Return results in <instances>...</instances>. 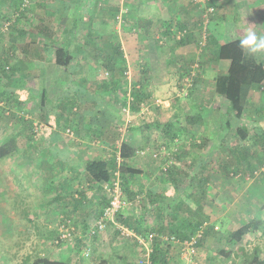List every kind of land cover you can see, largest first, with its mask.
<instances>
[{"label":"rangeland","instance_id":"obj_1","mask_svg":"<svg viewBox=\"0 0 264 264\" xmlns=\"http://www.w3.org/2000/svg\"><path fill=\"white\" fill-rule=\"evenodd\" d=\"M95 1L94 8L82 16L81 27L75 28L70 34L69 29L73 28L72 26L77 21L76 18H80L83 10H86L89 4L87 0H27V2L0 0V101H4L1 104L3 109L0 107V144L10 138L12 131L17 126H19L18 129L22 126L30 128L32 124L31 128L34 130V126H36L39 132L41 128L45 129L47 120L44 110L48 111L50 107L52 111L56 110L48 119L53 122L52 129L58 133L55 134L58 136V143L64 144L67 151L77 150L80 165H83L85 160L95 158L99 154L110 160L115 156L117 142L127 140L134 149V153L129 159L130 163L144 170L143 174L133 178L130 182L131 189L135 192L138 187H142L144 191L136 193L139 195V201L123 211L122 218L126 219L128 213L133 212V218L140 217L139 227L141 229H148L149 226L159 223L167 225L169 222L173 224L181 222L182 214L179 212H175V216L171 217V213L168 211H163L161 215H154L143 209L146 203H150L145 192L149 188L155 191L161 190L159 188H162L163 184L169 180L165 168L170 164H175L178 161L177 156L183 153V150L198 158L205 156L203 164H205L206 171L204 174H209L211 179L208 182L209 189L207 200L204 203V212L210 213L207 221L213 220L212 222L219 228V232L211 234L204 245L193 252L190 248H182L172 243L175 263L240 264L238 253L235 251L231 258L219 254L220 249H230L233 246H226L220 239L226 228L236 227L243 221L249 220L252 217L249 216L252 212H256V209L261 211V214L264 212V150L260 145L248 144L249 147L253 146L252 161L258 167L253 175L254 183H252V179H244L242 175L227 173L223 170V158L222 154L218 152V140L221 133L225 131L221 126L225 118L222 114L225 111L226 100L215 92V82L225 72L220 63L217 64L209 57L206 42L209 35L210 18H214L219 31L223 32L229 28L230 31L237 33L240 31L238 21L247 18L246 11L250 14L253 12L264 14V0H205L204 2L155 0L151 9L146 7L150 0ZM14 4L20 6L18 11L13 10ZM250 5L254 9H251ZM178 6L185 7V10H177ZM247 6L249 7L247 8ZM116 7L119 9L118 13L112 17L108 13L109 9ZM78 8H83V10ZM145 14L156 15L157 18L152 17L148 20ZM141 15L144 17L143 20ZM13 20L15 21L13 22ZM161 20L171 23L170 27L166 29L165 22L162 23ZM143 21L148 23H143ZM6 22L12 23L8 29L4 27ZM40 22L50 25L52 30L58 31L60 39L73 35L84 38L87 36L89 26L94 29L109 28L110 40H119L121 43L125 58V70L122 73H111L100 60L94 57V47L84 49L87 53L85 58L75 52L73 46L70 47L69 50L72 51L74 59L71 60L73 64L70 62L71 65L67 67L56 63L52 50L45 53L46 64L42 63V60L39 59L41 52L38 48L39 44L43 42V38L33 26L34 23ZM182 23H187V26L180 28ZM260 29L259 33H256L259 36H264V19ZM183 30L185 33L180 37L189 34V43L179 46L177 40L180 37H177V34ZM90 40L98 48H105L103 42L105 38L99 34H95ZM29 52H32V59L42 63L45 70L44 77L49 80L46 86L48 88L47 96L49 95L50 99L46 103L41 102V74L38 75V68L26 69ZM97 53L99 52L97 51ZM251 55L264 64V52ZM7 56L9 57L6 58ZM74 69L73 78L75 81L81 86L83 85L82 87L86 90L94 88L97 94H89L91 96L88 99L80 95L77 96V94H75L76 96L70 95L69 102H72L73 107L71 111L68 110L69 102L66 99H63L60 104H63L64 108L55 107L61 89L60 81H65L68 72ZM27 75L33 76L29 82L26 80ZM112 78L117 81L114 88L110 83ZM142 83V88L147 96L140 104L139 110L132 111L129 109L128 102L131 99L130 91L132 87L141 86ZM25 84L28 87L22 90V95L24 94L27 98L32 97V99L25 101L28 104H23L19 108L20 104L14 105L16 101L14 97L17 95L14 90ZM103 84L106 86L108 84V88L105 89V86L101 90ZM80 97H82V101H80ZM250 97L251 101L255 103V107L264 106V85L255 89ZM100 100L103 107L98 111V106L94 102L97 103ZM195 103L202 104L204 115L201 122L195 115L196 123H188V125L190 124L189 128L193 127L192 132L195 133L185 136L184 140H179L176 143H172L162 136L163 125L171 118H174L172 121L174 129L179 124L187 123L185 116L180 115L189 111ZM6 106L7 108H5ZM252 110L255 112L254 109ZM176 115L178 116L176 117ZM123 116H125V120L122 119ZM20 118L23 120L21 121ZM32 121L34 122L32 123ZM256 121L251 124H257L264 131V116ZM196 124L200 125V128H195ZM99 125L102 126V130L97 129ZM68 128L73 132V135L66 133ZM43 135L42 137H44ZM38 138L39 135L32 139L28 136L16 137L15 141L24 146ZM203 138H207L206 143L199 147ZM192 144L195 145L192 147ZM16 155L12 154L5 159H0V264H33L37 256H58L60 254L70 255L72 259L77 258V261H82L80 264L89 262L98 264L102 257L108 255L113 263L116 261L114 254L122 250L131 258L130 262L138 264L143 257L142 246L132 241L130 237L122 236L119 231L116 233L115 225H109L100 235V237L113 235L114 245L111 244L112 240L107 239L111 246L103 249L99 244L100 237L84 239L90 249V254L86 257L84 256L85 243H79L77 239L64 241L60 245L55 244L57 227L65 222L73 224L74 216L68 210L70 208L69 200L64 204L57 205L52 210L51 216L47 217L46 222H44V217L38 218V225L45 226L46 230H40V232H45L40 235L34 233L33 228L29 226L32 223L28 222V219L32 221L33 219L27 217L29 212H25V210L31 208V200L35 199L32 187L35 183L41 184L44 175L42 179L37 178L38 171L33 173L34 168L33 170L29 169L27 164L21 166L20 161L28 162L30 156L34 157V153L28 152L23 155L20 153L18 154L19 157L22 156L20 159H16ZM43 156V154L36 155L37 158ZM53 157L56 160L60 159L59 156ZM196 157L189 159L192 166L196 163ZM77 158L74 156L72 160H77ZM184 170L186 171V169ZM186 174L191 175V171ZM188 182L189 177H185L182 186ZM245 190L248 193L244 194ZM124 194L129 198L131 196L125 192ZM244 195L250 198L251 206L244 205V201H242ZM40 196L42 201H39V204H45L46 193H41ZM240 202L245 206L246 211L242 210L243 213L241 212L237 217L227 209L231 204L232 209L236 211ZM23 210L25 213L22 217ZM133 218L127 219L134 226ZM243 242L248 250L259 244L261 246L259 256L264 257V236L253 238L252 235H247Z\"/></svg>","mask_w":264,"mask_h":264},{"label":"trees","instance_id":"obj_2","mask_svg":"<svg viewBox=\"0 0 264 264\" xmlns=\"http://www.w3.org/2000/svg\"><path fill=\"white\" fill-rule=\"evenodd\" d=\"M87 1L89 4L85 11L83 8H78L83 10V12L80 18H76L77 21L72 26L73 28L69 29L70 34L75 28L81 27L80 21L82 16L89 13V11H91L96 5L95 0ZM19 8L20 6L15 5L13 10L18 11ZM118 10L119 9L117 7L114 9L111 8L109 9L108 13L114 17L117 15ZM213 19L214 18L212 17L209 20V35L206 45L208 46L209 57L211 60L217 64L220 63L225 72V74L220 75V79L216 80L215 82V92L223 96L226 100L225 111L222 114L225 118L223 117L224 122L221 126L225 129V131L221 133L218 144V152L222 154L223 170H225L227 173L232 172L236 175L240 174L242 177H244V179L251 178L254 183L255 181L253 179V175L258 167L252 164V157L254 154L252 153L248 144L253 143L260 145L262 150H264V131L259 128L257 124H251V122L256 120L258 121L264 116V106L260 108L255 107V103L251 101L250 95L255 89H258L259 86L264 85V64L258 61L256 57L252 56L239 47L238 43L233 39L234 36H231V31L229 28L223 32L219 31L217 24ZM14 21L15 20H13V22ZM6 23L8 29L12 23ZM35 24L36 23H34L33 26L37 33L43 38L44 46L54 51L55 61L57 64L64 65L65 67L71 65V60H73L74 57L72 55V51L69 50V48L72 46L73 50L80 53L83 58L87 56L86 50L84 49L88 47H94V57L97 58V60H100V62L111 73H122L125 70V58L121 48V43L119 40H110L111 33L110 30H108L109 28L94 29L89 26L87 36L84 38H79V36L73 35L70 37H62L60 39L58 31L52 30L50 25H45L42 22L37 23L36 25ZM164 24H166V29H168V27L171 25V23L167 22ZM255 25L259 26L260 24ZM184 26H187V23H182L180 28ZM95 34H99L105 38V41H103L105 43V48H98L93 44V42H91V40L89 41V39H92ZM188 35L185 37H180L177 40V44L179 46H184L185 44L189 43ZM97 51L99 53L96 54ZM8 57L9 56L6 58ZM36 64L40 63L37 62ZM41 66L43 67L42 63ZM74 72L75 69L71 72H68L66 75V80L60 81L59 86L61 89L60 94L57 97L58 102L55 107L64 108L63 104V106L60 105L61 101L66 99L69 102L70 95L72 94L83 96L85 99L90 98V96L93 94H97L94 91V88L92 89L91 87L86 90L84 87H82L83 85L81 86L80 83L78 84L73 78ZM187 75L189 74L187 73ZM116 82V79L112 78L110 83H112L113 88L117 85ZM105 86L106 85L103 84V88L100 87L101 90H103ZM142 86L143 83L141 86L132 87L130 91L131 99L128 100V102L129 109L132 111L139 110L140 104L147 96ZM107 88L108 84L105 89ZM80 98V101H82V97ZM41 99L42 103H46L47 100L50 99L47 97L45 89L42 91ZM100 102H94L98 106V111L99 108L103 107L102 102ZM7 106H9V104ZM7 106L5 108H7ZM0 107L3 109L1 104ZM72 108V102H69L68 110L71 111ZM202 108L203 107L201 103H195L193 107H190L189 111L183 112V114L180 116H185L187 123L179 124L176 129H174V124H172L174 118L168 120L167 123L163 125L162 136L167 138L172 143H176L179 140H184V133H187V135L192 134L193 127L190 126L189 128L190 124L188 125V123L195 122V115L198 116L197 119L200 122L201 118H204ZM252 109H254L255 112ZM53 111L55 112L56 110L54 109ZM53 111L51 107L48 108V111L44 110L46 117L48 114V116H52L54 114ZM177 116L178 115H176V117ZM122 119L125 120V116H123ZM49 123L52 124L53 122L50 121ZM202 123L204 124L205 122ZM94 127L96 128V125ZM97 128H99V130L103 129L100 125L97 126ZM195 128H200V125L196 124ZM32 131L33 128H31V136L29 137L30 139L34 137L32 134H35V132ZM56 134L58 133L56 132ZM15 138V136H11L4 143L0 144V159L9 157L15 153L17 149ZM206 140L207 138H203L198 146L202 147L206 143ZM117 143V154L115 153V156L110 158V160L102 158V156H96L95 158L85 160L83 164L86 173L85 182L81 181L76 185L77 189L75 190V197L80 198L79 196L81 195L85 200V204L81 203L80 201L78 205H84L85 208L88 207L89 204L91 209L87 213L90 215H92V212L95 213V218L92 223H86L83 220V224L77 222V218L75 216L74 219H70H73V226L76 230L86 232L91 228L94 229L95 232L91 234L93 239L99 238L109 225H114L110 221H107L106 227L103 230L96 232L95 229L96 221H98V219L102 216L103 208L107 204L108 197L104 185L109 184L113 180L114 171L116 169L119 170V179L122 189L126 194L131 195V199L135 198L133 196H135L136 193H143L144 191L142 187H138L135 192H133L131 189L132 186L130 182H132L133 178L144 173L142 168L133 166L129 161L134 153V149L127 140H122L121 142ZM194 145L195 144H192L191 146L193 147ZM183 151V153L177 156L178 161L175 162V164H170L165 168V173L167 174L169 180L167 183L163 184L162 188H159L161 190L155 191L150 188V190L147 189L145 195L150 203H146V206L144 205L143 208L146 211H150L149 213L154 215H161L163 211H168L171 213V217L175 216V212H179L182 214L181 222L179 224H173L172 222H169L167 225L159 223L149 226L148 229H141L139 227L140 217L138 216V218L135 216L133 218V212H129L127 218H133L135 221L134 226L128 222L127 218H122L123 211L127 209L120 211L117 216V221L119 223L126 225V227H130L129 229L133 230V232L137 235L140 234L144 237H147L149 233L154 234L152 240L150 241L151 250L148 254V264H176L174 254L172 253V250L174 249V247H172L173 242L171 243V241H165L163 238L165 235L169 237L174 236L180 242L189 241L194 238V241L190 246L193 247V251H197L198 247H202L211 234H217L219 232V228L215 223L212 222L213 220L211 222L207 221L210 217V213L204 212V203L207 200L209 189L208 182L211 179L209 174H204V171H206L204 167L205 164H203L205 163V156L203 158H198L196 156H191L188 151ZM118 156L120 157V161L118 160ZM191 157H196V163L194 166H192V164L189 162ZM184 169H186V171ZM188 171H191V175L186 174ZM185 177H189V182L182 186L183 179H185ZM95 187L98 190L97 194L96 192L94 193L98 196L96 201H98L99 204L97 206L94 205L93 200L90 198L92 197L91 194H93ZM248 202L250 201L248 200ZM262 213L263 214L260 216L251 217L249 220L243 221L236 227L226 228V230L222 232L223 236L221 237L220 241H223L226 246H233L230 249H220L219 254L223 257L231 258V256L237 252V257L240 261V264H264V257L259 256V251L261 248L259 244H256L251 250H248L245 247V242L242 243L243 239L247 235H252L253 238H261L264 236V212ZM143 218H145L144 215ZM118 231L120 232V230L117 228L116 233ZM130 238L135 243H138L136 238ZM77 241L82 244L85 243L79 238H77ZM63 242L64 241L58 243L57 245H60ZM84 249H88L90 254V249L87 243H85ZM176 249L178 250V248ZM142 260L143 259L139 260L138 264H142ZM116 262L118 263L117 259L113 263L107 259H102L99 264H116ZM33 264H70V262L67 259L43 255L37 256L33 261ZM125 264L133 263L126 261Z\"/></svg>","mask_w":264,"mask_h":264},{"label":"crops","instance_id":"obj_3","mask_svg":"<svg viewBox=\"0 0 264 264\" xmlns=\"http://www.w3.org/2000/svg\"><path fill=\"white\" fill-rule=\"evenodd\" d=\"M83 1H85V0H83ZM155 2H156L155 0L148 1L147 6H146L147 9H151L153 7L152 5H154ZM248 7L249 6H247V8ZM250 7H251V9H254L251 5H250ZM184 8L182 6H178L177 10H185ZM165 11L167 12V9H165ZM260 14H261V16H260ZM245 15L247 18L238 21L240 31L239 32L237 31V33H236V31L232 32V30H231V36H240L242 38L244 33H245V30H247V29H251V30L259 33V31L261 30L260 25L262 23V20L264 19V14L255 13V12L250 14V12L246 11ZM145 16H146V19H148V20H150L152 17L157 18L156 15L153 16L152 14H145ZM140 17L142 20L144 19V17L142 15ZM156 18H154V19H156ZM164 18H166V17H164ZM158 20H160V18H158ZM162 21L165 22L164 20H161L160 22H162ZM144 22L145 21H143V23ZM145 23H148V22H145ZM255 24H260V25L258 26ZM246 26H247V29H246ZM38 49H40V52H41V55L39 54V59L42 60V63L46 64L47 59H46L45 53L49 52L51 50L46 48V46H44L43 42H41L39 44ZM31 53L32 52H29V59H28L29 61L28 62L26 61V64H27L26 69L29 70L30 68H33V67L38 68V73H39L38 75L40 76V74H41V86H40L41 90L40 91H41V95H42L43 89L46 90V93L48 91V88L46 85H48L49 80L44 77V74H45L44 68L41 66V64L35 63V62H37V60L32 59L33 57H31ZM44 60H46V61H44ZM32 77L30 75H27L26 80L29 82V81H31ZM44 84H45V86H44ZM26 87H28V86L25 84L24 86H21L20 88L17 87L14 90V93L17 94L14 97L16 100L14 105L20 104L19 108L22 107L23 104H28V103H25V101L32 99V97L27 98L26 96H24V94L22 95V90L25 89ZM0 95H1V93H0ZM47 97H49V95ZM3 103H4V101H0V104H3ZM25 118H27V116H25ZM48 118H49V116L46 117L47 121H46V125H45L46 128L45 129L41 128L40 132H39V129L33 130L35 132V134H32V135L34 137H36V135H39V138L37 140H34L35 139L34 138L30 143L28 142L29 145H24V146L20 145L17 142V149L14 153V154H17L16 159H20V157L22 158L21 155H20V157L18 155L20 153H22V155H23V153H28V152L34 153V157L30 156L28 162H26L25 160H21L20 161L21 166H22V164H27L29 169L33 170V168H34L33 173L35 171L36 172L38 171L36 173L37 178L39 177L42 179V177L44 175V179H42L43 182L41 184L35 183L34 187H32V192H35V199L31 198L32 199L31 200V203H32L31 208L28 210H25V212H29L27 214V217L33 219V221L28 219V222L32 223V225L30 224L29 226H31L33 228L32 230L34 231V233H36L38 235L45 233V232H40V230H46V227L45 226H39L37 223V219L40 217H44V222H46L47 217H50L51 214L53 213L52 210L57 205L66 203L67 200H69L68 204L70 206V208L68 209L69 213L77 218L76 219L77 222L83 224V220H84L86 223H92L94 221V218H95V213L92 212V215L87 213L91 209L89 204H88V207H85V208H84V205H82V206L78 205V203H80V201H81V203L85 204V200H84L83 196L80 195L79 196L80 198L75 197V195H76L75 190L77 189L76 188L77 183L83 181L86 177L84 166L80 165V162L78 159L79 157H78L77 153H79V152L77 150H75L76 153H74L75 151H73V150H72V152L67 151L64 144L61 145L60 143H58V136L55 135L56 132L54 131V129H52V127H51L52 124L49 123L50 120ZM20 120H21V118H20ZM33 122L34 121H32V123ZM18 127L19 126H17L15 128V130L12 131V134L10 135V137L16 136L19 138V137H24V136H28V137L31 136L32 124H31L30 128L29 127L26 128V127L22 126V128L18 129ZM34 128H35V126H34ZM97 129H99V128H97ZM194 133L195 132H192V135ZM42 134H44L43 135L44 137H42ZM53 135H55V136H53ZM186 135H187V133H184L183 136L185 137ZM188 136H190V135L188 134ZM219 140H218V144H219ZM252 145L257 146L256 144H252ZM249 148L252 151L253 146L249 147ZM42 154L44 155L43 157H40V158L36 157V155L41 156ZM48 154H50V155L48 156V158H46V156ZM53 156H56V157L59 156L60 159L59 160L53 159L54 158ZM74 156H76V158L78 157L77 160H72V158ZM98 157H101V155L99 154ZM5 158H7V157H5ZM5 158H2V159H5ZM252 164H253V161H252ZM42 169H44V170H43V173H41L42 175H40V172ZM260 173H261V169H260ZM252 183H253V180H252ZM95 192L97 194V188L96 187L93 190V194H91L92 197H90V198L93 200L94 205L97 206L99 204V202L96 201L98 199L97 198L98 196L96 194H94ZM28 193H30V192L28 191ZM41 193H46V197L44 200L45 204H43V203L39 204V201H42V197L40 196ZM245 193H248V192L245 190L244 194ZM49 194H52V195L49 197L48 196ZM248 200L250 201V198L247 195H244V197L242 198V201H244V205L251 206L252 202L251 201L248 202ZM54 202H55V205H53ZM244 205H241V202H240L236 208V211H235V209H232V205L230 204L227 210L231 211V213L234 216L236 215L237 217H239L242 210H243V212L246 211V208ZM25 212L23 210V212L21 213L22 217L24 216ZM260 215H262L261 211L256 209V212H252L249 217L260 216ZM42 227H44V228H42ZM107 239L112 240L111 244H113V245L115 244L114 243L115 240L113 242V239H114L113 235L108 236V237L107 236H101L100 240H99V244L103 247V249H105L108 246H111ZM116 249H118V248H116ZM116 253L117 254H114V256H116V259L118 260V263L116 262L117 264H125L126 261H131V258H129V256L124 252V250H122L120 252H116ZM53 257H57V258H61V259H67L70 262V264H80V262H82L80 260L77 261L76 260L77 258L72 259L70 255L66 256V254H60L58 256L55 255ZM108 257H109L108 255L102 257L98 261V264L101 262L102 259H106V258L109 259ZM109 261L111 262L110 259H109ZM91 263L93 264L94 262H91ZM96 263L97 262H95L94 264H96ZM87 264H90V262Z\"/></svg>","mask_w":264,"mask_h":264},{"label":"built area","instance_id":"obj_4","mask_svg":"<svg viewBox=\"0 0 264 264\" xmlns=\"http://www.w3.org/2000/svg\"><path fill=\"white\" fill-rule=\"evenodd\" d=\"M22 1L27 2V0H22ZM193 1L204 2L205 0H193ZM4 27L5 29H7V23L4 25ZM184 33H185V30L179 31L177 34V37L182 36ZM34 129L37 130V127L35 126ZM66 133L68 135H73V132L69 128L66 129ZM118 160L120 161L119 156H118ZM118 166H119V163H118ZM104 187H105V191L107 193L108 199H107V204L103 208L102 216L98 219V221H96V228H95L96 232L103 230L106 227V222L110 221L120 230L122 235L126 237H134L137 239L138 243L142 246V249H143V257L141 258L143 260L141 263L148 264V261H147L148 256H149L148 254L151 250L150 241L152 240L154 234L149 233L147 237H144L140 234L137 235L136 233L133 232V230L117 222V219H116L120 211L129 209L134 203L138 202L139 196H135V198L133 199H129L125 196L121 183H120L118 169L114 171L113 180L109 184H105ZM57 228H58L57 235L54 239L55 244H58L62 241L68 242L73 239L76 240L77 238L82 239V241L85 242L84 239L90 238L91 234L95 232V230L92 228L86 232L76 230L71 222L62 223ZM163 238L165 241H171V243L173 242V244L175 245L177 244L182 248H190V250L193 252V247H191L190 245L193 243L194 238H192L189 241H182V242L178 241L174 236L169 237L165 235L163 236ZM88 255H89V251L88 249H86L84 251V256H88Z\"/></svg>","mask_w":264,"mask_h":264},{"label":"clouds","instance_id":"obj_5","mask_svg":"<svg viewBox=\"0 0 264 264\" xmlns=\"http://www.w3.org/2000/svg\"><path fill=\"white\" fill-rule=\"evenodd\" d=\"M233 39L239 47L249 54H260L264 52V36H259L251 29L245 30L243 37L234 36Z\"/></svg>","mask_w":264,"mask_h":264}]
</instances>
